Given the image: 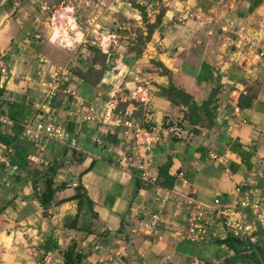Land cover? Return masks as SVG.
<instances>
[{
	"label": "crops",
	"instance_id": "0c3cea01",
	"mask_svg": "<svg viewBox=\"0 0 264 264\" xmlns=\"http://www.w3.org/2000/svg\"><path fill=\"white\" fill-rule=\"evenodd\" d=\"M121 1L99 0L109 8L102 19H114L116 11L127 13ZM32 2L0 0V88L5 91L0 134L14 139L8 144L14 149L8 163L0 164V264H63L65 245L80 246L83 238L94 240L87 248L79 247L87 256L83 264H112L102 262L104 252H96L94 246L114 248L135 225L137 215L163 205L175 208L172 200L164 204L154 187L140 182L138 167L143 158L152 162L155 174L170 158L171 174L176 177L173 190L205 203H213L218 194L223 202L236 201L237 188L264 191V55L259 56L264 53V0H138L146 8L150 25L158 21L147 49L137 56L114 54L104 45L101 51L107 66L101 80L89 84L73 74L69 84L74 95L63 92L40 109L36 105L44 96L24 77L40 80L37 72L44 66L39 57L54 63L48 54L61 36L55 38L53 20L45 19L44 1ZM134 11L142 20V12ZM100 29L95 21L94 37ZM241 30L254 45L240 50L236 45ZM162 65L200 107L215 94L210 116L202 111L198 126L184 120V106L163 94L170 80ZM99 66L94 67L99 70ZM41 78H49L48 72ZM142 95L148 100L143 101ZM244 100L252 103L242 106ZM13 103L27 108L23 124L40 115L66 125L76 148L52 144L39 154L34 144L20 140L21 126L8 118ZM91 105L100 108L102 117L107 107L116 106L111 125L83 121L75 112L78 107L86 112ZM127 120L140 123L149 134L145 136L155 143L148 146L142 139L128 137ZM0 145L6 146L1 140ZM54 165L58 166L55 187H65L44 208L38 198ZM74 181L85 188L91 201L81 209L78 200H71L78 192V187L68 186ZM76 217L78 229L72 227ZM218 241L196 245L172 236L157 244L128 239L127 251L116 264H192L194 260L195 264H223L234 252Z\"/></svg>",
	"mask_w": 264,
	"mask_h": 264
},
{
	"label": "built area",
	"instance_id": "2783aa9c",
	"mask_svg": "<svg viewBox=\"0 0 264 264\" xmlns=\"http://www.w3.org/2000/svg\"><path fill=\"white\" fill-rule=\"evenodd\" d=\"M83 38H85L84 35ZM237 38L236 46L240 50L254 45L244 30L237 34ZM36 39L40 40L41 36L37 35ZM263 55L264 53L261 52L259 56ZM39 63L44 66L37 72L39 81L32 76L24 77L25 82L33 84V86L37 85L44 96V101L36 105L37 109L50 106L61 90L65 89L66 94L74 95L70 84L67 86V82L73 78V73L69 69L61 65H54L43 57H39ZM2 72L5 73L6 70L2 69ZM47 72L49 78H41ZM141 98L143 101L148 100L147 96L142 95ZM110 109L111 107L106 109L104 124L110 120ZM99 110L98 106L91 105L86 112L82 107H78L75 112L81 116L84 115V121L91 122L98 121ZM117 122L121 125V120ZM124 126L134 134L135 139L138 141L142 139V144L150 146L155 143V140L145 136L149 134L144 131L140 123L127 120L124 122ZM128 133L126 132V134ZM20 140L34 144L41 155L45 154L49 145L52 144L71 149L76 148L77 145L66 125L40 117V115L23 124ZM95 141L102 144L100 138H96ZM13 152L12 146L0 145V164H7L8 156ZM143 159L138 168L140 180L144 184L154 187L158 196H163L164 204H168L169 200H172L175 203L173 204L175 208L172 211L163 205L149 214L137 215V221L130 227L128 235L119 238L114 244V248L106 250L105 254H109L106 261L120 262L127 251L128 239L144 238L157 244L162 242L167 234H171L182 241L207 244L212 240H223L232 236L240 241L256 245L260 238H264V191L237 188L236 201L223 202L222 196L218 194L213 203H205L192 196L164 189L159 183L157 174L153 173L152 162L147 158ZM68 186L77 188L78 184L74 181L68 183ZM94 250L96 252L103 251L100 245L94 246Z\"/></svg>",
	"mask_w": 264,
	"mask_h": 264
},
{
	"label": "rangeland",
	"instance_id": "374dc122",
	"mask_svg": "<svg viewBox=\"0 0 264 264\" xmlns=\"http://www.w3.org/2000/svg\"><path fill=\"white\" fill-rule=\"evenodd\" d=\"M42 1H44V3L48 7V10L46 11L45 19H50L49 20L50 23H52V20H53V23L51 24V26L53 28V32H54V30L56 31V29H55L56 26H55V22H54L55 15H56L57 11L60 9L71 8L72 9V11H71L72 17L74 16V18H76V20L78 22V28H77V24L74 21L76 24V27L74 30L73 29L68 30V37H67V35H63L62 33H60L61 37L56 40V45L54 46L53 52L50 54L47 53L49 55V57L55 61L54 63H57V64L53 63L54 65L64 66L67 69H69L70 72H72L74 75H76L78 71L83 73V74L86 73L89 69L90 64L93 63L92 58L94 56V53L90 50V47H95L97 49H101V48H104V45L106 46V44H107L108 47H106L105 50H107L111 53L116 54L117 52H121V54H122L123 52H125L126 54L136 55V56L139 55L140 53H142L145 49H147V36H148L147 26L150 24L149 23L150 18L148 17V13H147L145 7H144V11L146 13V19H144V17H142V20L138 19V17L135 15L136 12L134 10L141 11L140 8L143 7L138 2V0H124L123 2L121 1V4L126 3L125 8L129 11L125 14H122V12L120 13L119 11H116V13H115L116 17H114V19H107V20L102 19V17H103V14L107 13L109 8L107 5H104V4L102 5L101 2H98L99 0L98 1L97 0H42ZM36 2H37V0H33L32 3L37 4ZM90 2L93 5H88V4H90ZM38 3L41 4V2H38ZM91 6H93L94 8L91 9ZM86 9H87V11H86ZM101 9H104V13L101 12ZM142 16H143V14H142ZM95 21H96V23H99V25H101L103 27V29H100V35H98V36L95 35L96 37H94V35L92 34V29H93V25H94ZM117 24L119 27L116 26ZM144 28L146 30H144ZM70 30H73L70 33V37H72V38H70V40H68ZM81 31L85 34L84 37L86 39L83 38V35H80ZM76 33H79V34L76 35ZM112 35H114V37ZM109 36H110V38H108ZM55 38H57V35L55 36ZM75 38H76V40H74ZM65 39L68 41H66ZM85 40H87V43L81 45L80 47L78 46V44H74L75 42H82L83 43ZM110 40H112V41L114 40L116 42H113L110 44ZM93 42H94V44L91 45V43H93ZM84 46H86V47H84ZM101 62H102V59L100 57V63H99L100 69L102 66ZM92 66H95V65H92ZM105 66H107V65H105ZM93 76L97 77L98 74L93 75ZM68 85H69V81L67 82V86ZM76 88L77 87L75 86V91H78V89H76ZM64 91H65V89L61 90V92L58 93L57 97L60 94H62ZM115 109H116V106H115ZM115 109H110L111 110L110 119L113 118V112L115 111ZM120 109L117 112L119 114L121 113V112H119ZM78 115L81 116V114H78ZM104 116L102 117L101 113H98V121L97 122L104 124L103 123ZM82 118L84 121V115L82 116ZM118 120H121V116L118 117ZM91 122H95V121H91ZM106 125H111V120H109L106 123ZM130 136H134V134L129 132L128 137H130ZM170 190L175 191L173 189H170ZM167 236H172L173 238L177 239L176 237H174L171 234H167L165 236V238ZM84 240H85L84 238L80 240V242L83 241V243H81L82 245L78 246V248L79 247L81 248V246L87 248L89 245L91 246V244H94V240H92V241H89V240L84 241ZM177 240H180V239H177ZM187 242H189V241H187ZM189 243L197 245V243H192V242H189ZM73 245L74 244H70L68 246L65 245L64 250H66L67 248H69ZM103 252L104 253L101 256L102 262L108 263V261H106V259L109 258V254H105V253H107L106 250H103ZM113 258H115V257H113ZM118 262L119 261H116V263H118ZM116 263H112V264H116ZM195 263H197V260H194L192 262V264H195Z\"/></svg>",
	"mask_w": 264,
	"mask_h": 264
},
{
	"label": "trees",
	"instance_id": "16d2710c",
	"mask_svg": "<svg viewBox=\"0 0 264 264\" xmlns=\"http://www.w3.org/2000/svg\"><path fill=\"white\" fill-rule=\"evenodd\" d=\"M144 19H146V13L144 11V8H140ZM160 21V17H159ZM158 23V21H157ZM156 23V24H157ZM156 24L148 25V36H147V42H150L152 39V35L154 32V29L156 27ZM90 50L94 53V56L92 58L93 65H96L97 63H100V57L102 59V66L101 69H96L94 66H90L88 71L86 73L77 72L80 76L83 77L85 82L87 83H97L101 80V77L103 76L105 65H106V59L107 56L104 55L101 51V49H97L95 47H90ZM158 65H160L158 63ZM104 67V68H103ZM163 74L169 77V87L163 88V94L169 98L173 103L177 105H182L187 109V112L185 113L184 120L192 124L193 126H198L201 121V112L204 111L206 116L209 117L211 112L209 111V107L212 101V98L215 96V94H212L209 101L205 102L201 107L193 100V97L188 94L183 89L176 86V84L173 81V73L169 69H167L165 66H161ZM103 69V70H102ZM102 71V72H101ZM97 77H94L93 75H97ZM1 77V76H0ZM5 91L0 88V105L2 102V97L4 95ZM252 102H249V100H244L241 102L242 106H249ZM26 106L24 104H17L13 103L9 106L8 111V118L12 121H14L18 126H21L20 130L18 129V135L21 134V131L23 129V122L26 121V115L27 110ZM2 115V111L0 108V116ZM8 136H4L0 134V140L3 142V144L10 145L11 142L14 139H10ZM245 163L247 166L250 167L249 161L245 160ZM173 162L169 158L163 165L159 167V172L157 174L160 185L165 189H173L176 177L172 176L171 170H172ZM58 172V166L54 165L51 166L49 171L46 174V189L45 191L39 196V202L44 208H49L52 205V201L58 191L63 189L65 187H55V178ZM16 178V177H14ZM15 180L20 181L19 178H16ZM142 183V181L140 180ZM138 181V183H140ZM144 184V183H143ZM146 185V184H144ZM147 186V185H146ZM77 193L71 198V200H78L79 201V208L81 209L82 205L86 201H90L88 198V195L86 193V190L84 187L78 186ZM91 203V201H90ZM92 206V204H89ZM78 217H76L73 220L72 227L79 228L78 227ZM219 244H225L227 248L234 252V255L225 259L223 264H264V238H260L258 243L256 245H252L248 242L240 241L236 238H233L232 236H228L226 239L219 240ZM63 256V264H83L86 255L83 251H81L78 246L75 244L66 250L62 252Z\"/></svg>",
	"mask_w": 264,
	"mask_h": 264
},
{
	"label": "bare ground",
	"instance_id": "6f19581e",
	"mask_svg": "<svg viewBox=\"0 0 264 264\" xmlns=\"http://www.w3.org/2000/svg\"><path fill=\"white\" fill-rule=\"evenodd\" d=\"M71 11L72 10L69 8H64V9H60L57 11L55 15V20H54L55 26H56L55 29H56L57 37H60V33H62L63 35H67L68 37V30L75 29L76 24L74 22L75 20L73 19L71 15Z\"/></svg>",
	"mask_w": 264,
	"mask_h": 264
}]
</instances>
